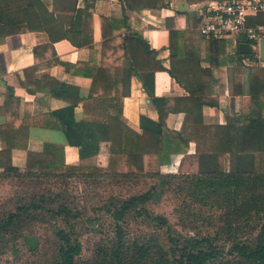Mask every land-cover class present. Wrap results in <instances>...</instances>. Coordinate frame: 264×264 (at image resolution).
<instances>
[{"label": "trees", "instance_id": "obj_1", "mask_svg": "<svg viewBox=\"0 0 264 264\" xmlns=\"http://www.w3.org/2000/svg\"><path fill=\"white\" fill-rule=\"evenodd\" d=\"M133 1L123 0L124 4L131 10H140L145 6H164V0H147L132 4ZM96 0H86L84 9V22L93 17ZM260 18V17H259ZM35 20L37 21V24ZM128 18L116 19L112 17H101L103 45L100 60H97L98 51L92 48L94 58L86 63L87 76L93 79L88 102L85 104L86 121L92 125L104 123L105 131L109 132V119L117 120L119 123L127 124L123 116V98L126 91L119 92L117 77L118 72L127 73L122 82L127 85L131 75L140 76L144 83L146 92L154 98L155 73L167 71L190 95L183 99L187 103L184 111L195 115V124L191 130V140L196 143V153L193 157L188 155L189 145L182 144L171 135L162 122L149 124L144 128L142 134L134 133L125 128L120 136V144L110 154L107 168L99 167L93 160H89L78 166L66 164L64 146L46 144L41 153L28 150L30 124L26 120H19L17 116L11 123L0 125V175L9 177L16 175L26 180H41L48 177L67 176L71 174H108L110 176H127L129 174H141L160 178L159 190L152 189L141 195L132 196L122 200L114 213L116 220L123 219L128 213L140 211L141 206L151 200L160 199L164 193V187L174 181L187 185L180 187L186 190L194 201L203 206H217L223 212L221 215L222 225L219 227L220 234L228 235L226 242L231 243L229 249L225 244H220L217 237H172V247L166 249L158 243H143L136 245L135 262L139 264H264V67L257 71L249 72V86L243 90L244 70L241 67L234 68V92L236 95H248L251 105L255 109L247 115H241L236 125L219 126L206 125L204 122L202 107L204 104H216L207 98V85H199L201 74H210L200 66L199 58L193 53L186 51L183 46L177 44L176 40H186L188 32L183 30H170L171 65L166 68L161 61L156 59L157 51L150 47L144 35L138 31L123 34L121 25L127 23ZM259 21V20H258ZM32 24L39 30L51 33V28H58L60 23L43 0H0V44L8 36L19 34L24 29L31 30ZM60 26V25H59ZM52 34V33H51ZM76 37L82 36L80 45H93V38L89 35L92 31L78 30L73 33ZM66 38H73L66 34ZM57 38H53L48 44L54 50L53 44ZM45 47H38L36 52L45 51ZM129 63L126 67L116 64L120 58ZM57 61V60H56ZM223 63V62H222ZM225 63V62H224ZM62 63L59 62V66ZM63 67V65H62ZM65 67V66H64ZM37 66L26 69L27 75H33ZM116 77V78H115ZM201 82V81H200ZM61 85V83H60ZM54 95H58L55 89H51ZM14 90L8 87L7 100H12ZM162 99H160L161 101ZM180 99H169L165 97V103L177 102ZM101 103L103 109L96 114L93 111L95 103ZM245 125V131L249 128H257L256 143L242 145L241 151L250 155L251 166L246 171L233 173H220L210 164L216 160L220 153L229 154L238 152L237 130L238 125ZM215 129V141L209 142L211 130ZM69 142L75 132L70 125L64 128ZM80 152L82 160L91 156L95 144H82ZM250 145V146H249ZM182 151L184 157L179 166L180 174H162L149 171V160L155 155L160 156L162 164L170 163V147ZM100 148V145H98ZM27 150V166L16 167L12 163L14 150ZM201 158L199 160V156ZM209 157L202 158L203 156ZM197 159L193 169H185L187 159ZM149 171V172H148ZM191 172V173H187ZM180 186V185H179ZM137 210V211H136ZM145 211V209H143ZM54 213L63 218L75 219L79 213H73L72 209L65 205L52 208L37 194L31 193L21 197L14 208H6L0 214V244L10 240H16L24 236L25 230L32 226L37 220H41L45 214ZM148 215H150L148 213ZM151 216L159 226H169L166 217ZM260 226V227H259ZM260 230L254 237L249 236L256 230ZM171 231V230H170ZM248 234V237H246ZM59 240L57 249L51 255L43 258L40 264H108V262L80 263L78 257L82 252V244L74 238L73 229L61 228L56 230ZM117 253L112 255L123 263L122 240L123 232L118 230ZM230 256V257H228Z\"/></svg>", "mask_w": 264, "mask_h": 264}, {"label": "crops", "instance_id": "obj_2", "mask_svg": "<svg viewBox=\"0 0 264 264\" xmlns=\"http://www.w3.org/2000/svg\"><path fill=\"white\" fill-rule=\"evenodd\" d=\"M60 23L58 28H51V33L32 24L31 30L24 29L19 34L8 36L0 44V125L11 123L17 116L19 120H26L29 128L28 150L41 153L46 144L64 146L66 164L78 166L93 160L99 167L107 168L110 154L120 144V136L125 128L134 133L142 134L144 128L152 123L162 122L168 132L182 144L189 145L188 155L193 157L196 153V143L191 140V130L195 124V115L185 112L187 103L183 102L190 92L176 81L167 71L155 73L154 95L157 102L144 89L140 76L131 75L127 85H123V72L115 76L119 92L126 91L123 98V116L127 124L109 119V132L106 125L99 123L92 125L86 121L85 104L88 102L93 79L85 72V66L94 58L92 48L99 53L103 45L101 17L116 19L128 18L122 24V33L132 31L142 33L149 42L150 47L157 51L156 59L166 68L171 65L170 30H183L188 32L186 40H176L177 44L193 53L200 60L203 69L210 70V74L199 78V85H207L206 95L216 104H204L202 114L205 124L228 126L236 125L241 115H247L255 109L251 105L248 95H236L234 92V68L244 70L243 90L249 86V72L264 67L259 63L246 66L244 60L252 57V53H242L241 44L251 45L248 36L241 34L225 39H207L200 33V17L202 11L212 2L228 0H164V6H145L140 10H131L123 0H96L93 17L84 22V9L86 0H43ZM147 0H141L145 2ZM160 1V0H159ZM139 1H133L136 5ZM260 19V18H259ZM37 24V21L35 20ZM252 22H255L252 19ZM89 30L93 35L94 44L80 45L82 36L74 35L78 30ZM66 34L73 41L66 38ZM57 38L53 47L50 41ZM38 47H45V51H38ZM262 47V44H261ZM116 64L123 65V58ZM57 60V61H56ZM59 62L62 63L59 66ZM223 62V63H222ZM225 62V63H224ZM126 67L129 63L125 62ZM37 66L32 75L26 74V69ZM65 66V67H64ZM115 77V78H116ZM201 81V82H200ZM61 83V85H60ZM8 87L14 90L12 100H7ZM51 89H55L57 96ZM165 97L180 99L177 102L165 103ZM160 99H162L160 101ZM93 111L103 109L102 102L95 103ZM70 125L74 129V136L69 142L64 131ZM245 125H238L237 140L238 152L229 154L220 153L213 160L212 168L220 173H233L246 171L251 166L250 155L241 151L242 145L256 143L257 128L252 127L245 131ZM215 129L211 130L208 141L213 143ZM245 142V144H244ZM82 144H95L93 154L82 160L80 152ZM100 145V148H98ZM250 146V145H249ZM170 147V163L162 164L160 156L155 155L149 160V171L162 174H180L179 166L184 157L182 151ZM1 149V138H0ZM209 157L203 156L202 158ZM201 155L199 156V160ZM12 163L16 167L27 166V150L13 151ZM197 159H187L185 169H193ZM3 170L0 169V173ZM148 171V172H149ZM191 173V172H187ZM145 176V175H144Z\"/></svg>", "mask_w": 264, "mask_h": 264}, {"label": "rangeland", "instance_id": "obj_3", "mask_svg": "<svg viewBox=\"0 0 264 264\" xmlns=\"http://www.w3.org/2000/svg\"><path fill=\"white\" fill-rule=\"evenodd\" d=\"M159 184L160 178L144 174L118 177L105 173L71 174L33 181L16 175H0V214L6 208H14L21 197L31 193L52 208L65 205L73 213L80 214L75 219L45 214L25 230L24 236L0 244V264H40L57 249L56 230L61 228L73 229L74 238L81 242L82 252L77 258L80 263L139 264L135 262L136 245L158 243L169 250L173 246L169 234L182 238L218 236V242L229 249L231 243L225 241L228 235L219 232L223 211L217 206H203L194 201L186 190L180 189L187 185L179 181L166 185L161 198L147 202L140 211L128 213L121 220L114 218L122 200L152 189L159 190ZM148 213L166 217L169 226H159ZM120 229L123 232V263L112 256L119 248ZM259 231L249 236L254 237Z\"/></svg>", "mask_w": 264, "mask_h": 264}, {"label": "built area", "instance_id": "obj_4", "mask_svg": "<svg viewBox=\"0 0 264 264\" xmlns=\"http://www.w3.org/2000/svg\"><path fill=\"white\" fill-rule=\"evenodd\" d=\"M199 29L207 39L219 40L241 34L248 36L253 53L252 57L244 60L245 65L259 63L264 66V59L261 57V44L264 42V0L212 2L202 11Z\"/></svg>", "mask_w": 264, "mask_h": 264}, {"label": "water", "instance_id": "obj_5", "mask_svg": "<svg viewBox=\"0 0 264 264\" xmlns=\"http://www.w3.org/2000/svg\"><path fill=\"white\" fill-rule=\"evenodd\" d=\"M240 51L242 53H252L253 52L249 44H241ZM261 57L264 59V42L262 43V47H261Z\"/></svg>", "mask_w": 264, "mask_h": 264}]
</instances>
